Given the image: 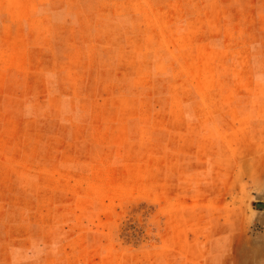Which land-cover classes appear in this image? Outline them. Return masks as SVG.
Masks as SVG:
<instances>
[{
    "label": "rangeland",
    "instance_id": "obj_1",
    "mask_svg": "<svg viewBox=\"0 0 264 264\" xmlns=\"http://www.w3.org/2000/svg\"><path fill=\"white\" fill-rule=\"evenodd\" d=\"M264 0H0V264H264Z\"/></svg>",
    "mask_w": 264,
    "mask_h": 264
},
{
    "label": "water",
    "instance_id": "obj_2",
    "mask_svg": "<svg viewBox=\"0 0 264 264\" xmlns=\"http://www.w3.org/2000/svg\"><path fill=\"white\" fill-rule=\"evenodd\" d=\"M259 209H264V203H259L256 205Z\"/></svg>",
    "mask_w": 264,
    "mask_h": 264
}]
</instances>
